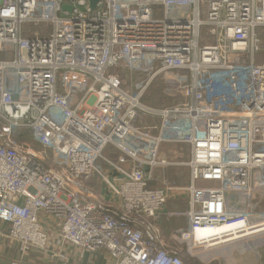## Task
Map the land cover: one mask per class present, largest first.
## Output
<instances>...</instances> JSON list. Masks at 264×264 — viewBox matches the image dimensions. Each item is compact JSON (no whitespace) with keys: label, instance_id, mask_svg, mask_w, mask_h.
<instances>
[{"label":"built area","instance_id":"built-area-1","mask_svg":"<svg viewBox=\"0 0 264 264\" xmlns=\"http://www.w3.org/2000/svg\"><path fill=\"white\" fill-rule=\"evenodd\" d=\"M263 30L264 0H0V243L50 264H187L164 218L208 250L200 229L264 234ZM160 169L189 185L152 189Z\"/></svg>","mask_w":264,"mask_h":264},{"label":"crops","instance_id":"crops-1","mask_svg":"<svg viewBox=\"0 0 264 264\" xmlns=\"http://www.w3.org/2000/svg\"><path fill=\"white\" fill-rule=\"evenodd\" d=\"M146 103L148 104L149 102H146ZM160 106H162V105H159L157 107H160ZM146 120H147V122L152 121L151 118H148ZM112 173H113V175L116 174L115 172H112ZM164 180H167L169 183L178 184L180 186H188L190 183V173L186 169H171V170H163V171L161 169L157 170L155 172L154 180L150 183V187L152 189L161 188L162 184H164ZM95 183H98V182H95ZM95 183L93 182V186ZM95 189L99 193H102L103 198H105L106 200H109L110 202L111 201L114 202V205H119L118 200L116 198L114 199L111 195L108 194V192L105 189H103L98 184L95 187ZM100 190H101V192H100ZM262 207L264 209V204L262 205ZM168 208L179 209V210H188V205L186 204L185 201H183V202H172L168 205ZM166 220H168V219H166ZM170 220H172V219H170ZM173 220H176V219H173ZM176 221L180 222L181 225L184 226L183 229H186L188 227V223L186 221H182V220H176ZM163 228L166 229V226ZM165 229H163L164 234L168 233L171 236V233ZM233 230H236V229L234 227L233 228L231 227V229H229V230L220 229V230L211 232L207 238V241L211 242L212 246H220L223 244L233 242V241L238 240L240 238H244V236H242L238 232H232V233L223 235V234L231 232ZM256 232L257 231L252 232V234H254ZM216 236H217V238H215L213 241L209 240V238L216 237ZM257 237H258L257 238L258 245H257L255 251H253V252L249 251V252L243 253L241 255L237 254L234 251L233 252L230 251L229 253L227 251V254L224 257L225 264H264V234L258 235ZM170 238L169 239L166 238L167 239L166 240L167 246L170 250L175 251L178 248H174L173 246L169 245V243H171ZM198 240H201V239L198 238ZM238 243H240V242H238ZM232 244H234V243H232ZM228 245H230V244H228ZM177 246L178 245L176 244V247ZM12 256H13V258H12ZM19 257L20 256L18 254V251H16V249H14V248L9 247L8 243H3V242L0 243V264H13L10 261H12V260L18 261ZM9 258H10V260H9ZM27 258H30L28 260H29V262H31V264H50L42 255H40L38 253H32L29 256H27ZM112 263H113L112 259L105 252L98 253V254H87L85 261L83 262V264H112ZM57 264H60V263H57Z\"/></svg>","mask_w":264,"mask_h":264},{"label":"rangeland","instance_id":"rangeland-1","mask_svg":"<svg viewBox=\"0 0 264 264\" xmlns=\"http://www.w3.org/2000/svg\"><path fill=\"white\" fill-rule=\"evenodd\" d=\"M262 38H263V43H264V30L262 31ZM260 63H264V51L263 53L259 56V60ZM151 91V92H150ZM150 91L147 92V94L145 95V102H149V103H158L157 106L162 105L163 106V102L164 100H166V86L165 83H163L162 81H156V83L153 85V87L150 89ZM145 102L143 101L144 105L150 107L149 105L145 104ZM161 106V107H162ZM146 123V122H145ZM105 155L107 157H109L112 161L117 162V157L116 155L111 154V150H108ZM99 166L103 167L104 163L102 161L99 162ZM99 179L95 178L93 180V182H98ZM93 182L91 183V185L93 186ZM97 184L99 185V183H95L94 184V188L97 186ZM100 186V185H99ZM167 218H164V225L163 227L166 226L167 231H169L171 233H165V239L166 238H170V242L169 245L173 246L174 248H178V252L182 251V255L185 258L187 255L190 258V260L196 261L199 264H225V259L224 257L230 251H234L237 254L241 255L243 253L246 252H253L256 250V247L258 245V241H257V236L254 237H250L247 238L246 240L241 241L240 243L238 242H233L228 244H223L220 246H217L216 248L213 249H206V247L204 246H199V245H193V240H191L190 238L184 240L181 236V234H177L175 233V231L177 230H183V227L181 225L180 222L176 221V220H170L168 218V220H166ZM175 229V230H174ZM174 230V231H173ZM167 240V239H166ZM176 244L178 245L176 247ZM185 251V252H184ZM20 256V255H19ZM13 258V256H12ZM18 259H21L20 257ZM10 260V258H9ZM12 263L17 262L16 260H12L10 261ZM189 262V261H188ZM188 264H191L190 262Z\"/></svg>","mask_w":264,"mask_h":264},{"label":"trees","instance_id":"trees-1","mask_svg":"<svg viewBox=\"0 0 264 264\" xmlns=\"http://www.w3.org/2000/svg\"><path fill=\"white\" fill-rule=\"evenodd\" d=\"M151 92V91H150ZM144 102H145V100H144ZM145 104H147L146 102H145ZM157 104L158 103H148L147 105H149L150 107H157ZM18 138L20 139V140H23V141H25V142H27V143H29V144H31L35 149H37V150H41L42 149V146L41 145H39L37 142H35L34 140H33V138H32V133L30 132V131H27V132H25V133H23V134H21V135H19L18 136ZM185 252V251H184ZM33 252H31L30 254H32ZM177 253H178V255L188 264L189 262L191 263V264H199L198 262H196V261H193V260H190V258L188 257V255L184 258L183 257V255H182V251H180V252H178L177 251ZM28 259H30V258H24V259H18V261H19V264H31V262H29V260ZM189 261V262H188Z\"/></svg>","mask_w":264,"mask_h":264},{"label":"bare ground","instance_id":"bare-ground-1","mask_svg":"<svg viewBox=\"0 0 264 264\" xmlns=\"http://www.w3.org/2000/svg\"><path fill=\"white\" fill-rule=\"evenodd\" d=\"M240 225H234V226H220V227H214V228H208V229H200V230H198L196 233H195V236H194V238H195V241H200V240H198V238L199 239H207L208 238V236H209V234L211 233V232H214V231H217V230H220V229H227V230H229V229H231V227L233 228H235V229H237L238 227H239ZM229 228V229H228Z\"/></svg>","mask_w":264,"mask_h":264},{"label":"water","instance_id":"water-1","mask_svg":"<svg viewBox=\"0 0 264 264\" xmlns=\"http://www.w3.org/2000/svg\"><path fill=\"white\" fill-rule=\"evenodd\" d=\"M89 1H90L91 9L92 10L97 9V6H98V3L100 2V0H89ZM64 8L70 10V7H68V6H65Z\"/></svg>","mask_w":264,"mask_h":264}]
</instances>
